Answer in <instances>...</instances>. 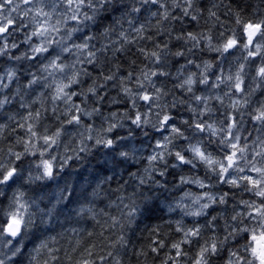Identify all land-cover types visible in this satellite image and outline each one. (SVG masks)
I'll return each mask as SVG.
<instances>
[{"label":"clouds","instance_id":"9594fccd","mask_svg":"<svg viewBox=\"0 0 264 264\" xmlns=\"http://www.w3.org/2000/svg\"><path fill=\"white\" fill-rule=\"evenodd\" d=\"M0 264H264V0H0Z\"/></svg>","mask_w":264,"mask_h":264}]
</instances>
